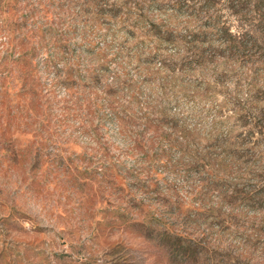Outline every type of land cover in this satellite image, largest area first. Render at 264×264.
<instances>
[{"label":"rangeland","instance_id":"rangeland-1","mask_svg":"<svg viewBox=\"0 0 264 264\" xmlns=\"http://www.w3.org/2000/svg\"><path fill=\"white\" fill-rule=\"evenodd\" d=\"M0 264H264V0H0Z\"/></svg>","mask_w":264,"mask_h":264}]
</instances>
